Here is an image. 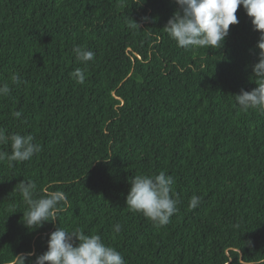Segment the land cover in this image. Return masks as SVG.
<instances>
[{
  "label": "trees",
  "instance_id": "16d2710c",
  "mask_svg": "<svg viewBox=\"0 0 264 264\" xmlns=\"http://www.w3.org/2000/svg\"><path fill=\"white\" fill-rule=\"evenodd\" d=\"M133 2L0 0V84L12 89L0 98V130L41 145L14 166L10 144L0 145V264L43 253L58 227L99 234L126 264L264 260V115L234 102L257 86L258 31L239 6L221 48L184 49L165 28L175 0ZM75 46L94 59L77 62ZM78 67L83 84L71 75ZM160 171L174 177L181 202L157 227L129 210L126 195L129 180ZM21 180L37 184L35 198L44 188L67 195L58 220L25 227Z\"/></svg>",
  "mask_w": 264,
  "mask_h": 264
},
{
  "label": "clouds",
  "instance_id": "9594fccd",
  "mask_svg": "<svg viewBox=\"0 0 264 264\" xmlns=\"http://www.w3.org/2000/svg\"><path fill=\"white\" fill-rule=\"evenodd\" d=\"M133 3L141 5L143 0H134ZM175 3L178 11L169 18L165 28L177 46L184 49L221 48L229 34L230 25L239 23L236 15L238 7H243L251 18L253 30L259 33L256 44L260 50L258 61L252 65L253 79L257 86L250 91L241 89L239 94L234 95V102L243 111L252 109L264 115V0H175ZM148 19L146 16L141 18L144 22ZM129 27L140 29V24L132 20ZM72 51L76 61L85 66L95 57L92 50L82 46H75ZM71 75L77 83L85 82L84 69L78 67ZM11 82L19 86L23 81L20 75H13ZM11 91L8 83L0 84V98L10 96ZM13 115L19 118L22 114L16 111ZM6 144L11 147V153L7 155L10 166H14L15 162L29 161L41 151V145L34 142L32 135L13 133L9 136L0 130V145ZM3 156L0 153V158ZM56 183L59 181L53 182ZM174 183V177L164 171L137 175L129 180L126 205L131 212L142 214L157 227L167 225L170 218L179 211L178 204L181 202L173 192ZM17 191L22 194L27 205L26 211L22 212V222L29 230L42 227L45 222L58 220L59 213L63 211L62 206L69 205L63 191L44 188V194L35 198V182L21 180ZM199 203L200 197L194 195L188 206L195 209ZM121 230V224L113 225L114 232L119 233ZM33 255L35 253L32 251L13 255L11 264H126L123 255L114 247L106 245L99 234L86 235L81 229L69 231L61 227L48 234L47 249L35 255L33 261H28V257ZM257 264H264V260Z\"/></svg>",
  "mask_w": 264,
  "mask_h": 264
}]
</instances>
